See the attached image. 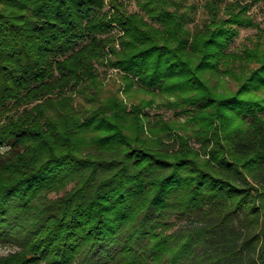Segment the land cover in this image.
Returning a JSON list of instances; mask_svg holds the SVG:
<instances>
[{
  "label": "trees",
  "instance_id": "1",
  "mask_svg": "<svg viewBox=\"0 0 264 264\" xmlns=\"http://www.w3.org/2000/svg\"><path fill=\"white\" fill-rule=\"evenodd\" d=\"M110 1L0 0V264H264V28Z\"/></svg>",
  "mask_w": 264,
  "mask_h": 264
},
{
  "label": "rangeland",
  "instance_id": "2",
  "mask_svg": "<svg viewBox=\"0 0 264 264\" xmlns=\"http://www.w3.org/2000/svg\"><path fill=\"white\" fill-rule=\"evenodd\" d=\"M124 3L127 5V8L129 11H136V5L133 1L129 0H123ZM177 3L181 2L183 7L181 8V11H184L186 8L190 7L191 5H194L196 7V12L190 14L192 18H194V22L189 24V27L192 28L195 24H199L203 21L205 18V14L203 11V4L206 0H174ZM236 1H239L242 5L249 4V11L247 13V17L251 18L252 21L257 24L259 27L264 28V0H220L222 8L228 4V3H234ZM105 2V10H112V4L110 0H104ZM222 16H225V13L222 12ZM257 33V28H244L238 30V36L234 40L233 48L241 47L243 45H247L249 42V39L254 37V35ZM115 47L119 48L118 42H116ZM105 71L108 73L106 75L107 81L109 82V78L112 77L113 79L117 80L119 82V78L116 74L115 70H109L105 67L100 66L99 72L100 75L104 76ZM111 79V78H110ZM231 85V83H230ZM138 99L141 98H149V96L144 94H138ZM158 100V99H157ZM151 114L158 113V114H164L165 119L172 118V112H166L165 110H152L150 112ZM14 249L8 245H2L0 244V256L6 255L7 253L13 251Z\"/></svg>",
  "mask_w": 264,
  "mask_h": 264
}]
</instances>
